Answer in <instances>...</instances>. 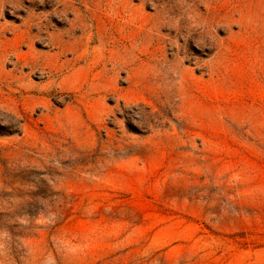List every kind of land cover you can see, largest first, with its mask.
Masks as SVG:
<instances>
[{
    "label": "rangeland",
    "instance_id": "1",
    "mask_svg": "<svg viewBox=\"0 0 264 264\" xmlns=\"http://www.w3.org/2000/svg\"><path fill=\"white\" fill-rule=\"evenodd\" d=\"M0 264H264V0H0Z\"/></svg>",
    "mask_w": 264,
    "mask_h": 264
},
{
    "label": "trees",
    "instance_id": "2",
    "mask_svg": "<svg viewBox=\"0 0 264 264\" xmlns=\"http://www.w3.org/2000/svg\"><path fill=\"white\" fill-rule=\"evenodd\" d=\"M39 209H44V208H43V206H41V208H39Z\"/></svg>",
    "mask_w": 264,
    "mask_h": 264
}]
</instances>
